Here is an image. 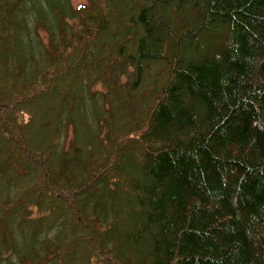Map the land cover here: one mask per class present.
<instances>
[{"label": "trees", "instance_id": "16d2710c", "mask_svg": "<svg viewBox=\"0 0 264 264\" xmlns=\"http://www.w3.org/2000/svg\"><path fill=\"white\" fill-rule=\"evenodd\" d=\"M0 264H264V0H0Z\"/></svg>", "mask_w": 264, "mask_h": 264}, {"label": "rangeland", "instance_id": "374dc122", "mask_svg": "<svg viewBox=\"0 0 264 264\" xmlns=\"http://www.w3.org/2000/svg\"><path fill=\"white\" fill-rule=\"evenodd\" d=\"M86 0H71V3L76 6L78 5L79 3H82V2H85ZM41 35L44 37V40L47 42L49 41V38L47 39V34L45 33V31L41 30L40 31ZM44 41V42H45ZM48 107V103L47 102H43L42 104L39 105V109L38 110V113H42L46 108ZM40 111V112H39Z\"/></svg>", "mask_w": 264, "mask_h": 264}]
</instances>
